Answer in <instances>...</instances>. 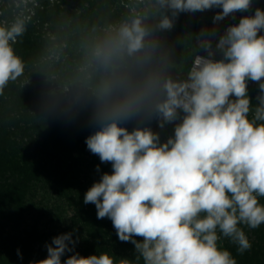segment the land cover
Instances as JSON below:
<instances>
[{"label": "clouds", "instance_id": "clouds-1", "mask_svg": "<svg viewBox=\"0 0 264 264\" xmlns=\"http://www.w3.org/2000/svg\"><path fill=\"white\" fill-rule=\"evenodd\" d=\"M252 2L122 0L125 11L117 19L91 25L78 43L74 72L64 84L55 83L52 96L94 98L98 130L85 143L101 163H111L112 172L93 183L84 203L95 205L98 219L112 221L118 239L135 246L136 259L74 253L62 262L77 243L63 233L45 245V259L29 264H237L222 240L240 254L251 249L242 226L264 225V35H258L264 10L228 26L215 49L214 30L202 29L195 45L185 37L179 64L158 33L171 30L183 12L222 8L213 17L217 25ZM28 20L0 24V95L25 74L15 46ZM216 51L222 59H213ZM61 52L51 58L59 61ZM46 78L57 80L55 74ZM249 81L259 86L256 104ZM144 116H155L160 128L180 122L164 143L150 127L129 132L119 126Z\"/></svg>", "mask_w": 264, "mask_h": 264}, {"label": "trees", "instance_id": "trees-1", "mask_svg": "<svg viewBox=\"0 0 264 264\" xmlns=\"http://www.w3.org/2000/svg\"><path fill=\"white\" fill-rule=\"evenodd\" d=\"M108 1L115 5L120 0ZM106 2L107 0L101 2L68 0L65 7L61 8L60 4H56L53 9L50 8L52 5L49 2H40L44 8L38 9L35 18L50 23L49 29L56 35L54 40L46 32L37 28L34 17L27 22V31L22 38V43L15 46L17 53L26 61L25 74L16 82L10 83L3 95H0V128L2 130L0 133V185L6 187L4 190L6 193H1L5 204L8 201L14 204L16 209L23 211L25 191L35 179H40L44 185L48 184L55 188L58 193H61L64 187H68L67 189L73 193L74 187L78 186L83 191L82 198L93 183L99 181L103 173L112 172L111 163H101L99 157L92 154L85 143L86 138L98 130V125L92 122L95 101L87 102L85 108L83 98H80L78 103L80 111L72 113L63 110L67 104H64L62 95L52 96L53 90L59 87L55 83L62 85L63 79L70 78L74 72V65L67 70L66 65L62 63L63 56L59 61L42 59V55L45 54L43 51L49 46L56 47L55 43L58 42L59 47H62L63 39H67L70 43L69 37L80 41L88 33L91 25H102L106 21L116 19L125 11L124 8L121 11L120 6L114 9ZM261 8L264 10V5ZM221 11L222 8L214 14L213 12L204 13L205 15H197V12H183L178 15L171 30H164L166 35L163 43L172 50L171 58H175L177 64L183 59L182 39L191 35L192 43L195 45V37L202 29L214 30H210L213 17ZM17 12L18 6L15 0H0V24L14 22ZM167 14L170 15V12ZM210 14L212 17L208 19ZM222 26L225 28L227 23H223ZM214 31L216 35L212 38V44H216L224 33V30L219 28ZM258 35H264V30ZM203 55L206 56L207 53ZM74 57L79 58V54ZM73 62L70 58L67 63L70 66ZM190 65L191 61L188 62V66ZM50 74L57 76L54 83L46 78ZM258 94V83L249 81L248 95L253 104L258 103L256 100ZM40 117L45 119L41 120ZM128 122L129 132L137 127L152 126V130L161 129L162 134L165 135L166 133L174 134L175 126L180 121L166 123L164 128L159 127L155 116L136 117ZM13 127H15L14 130ZM26 136H28L27 139ZM8 170L12 172L11 175L5 174ZM81 203L82 206L85 204L83 201ZM88 208L85 211L90 216L87 215L86 222H82L80 227L87 231L85 234L87 247L82 256L87 257L99 252L116 255L118 252L129 257L130 255H126L121 250L123 249L121 246H124L126 242L111 239L113 235L106 234L101 229L109 219L105 221L98 219L94 204L89 203ZM10 230L6 229V224L0 220V264H15L12 257H18L21 254L32 258V261L45 259L47 249L38 248L36 243L40 238L45 235L53 238L63 233H72L73 239L77 240L79 239L77 233L80 231L74 218L67 227L58 230L50 228L46 231L47 233L39 231L36 226L27 227L22 235L13 234ZM69 254L70 252H66L61 257L62 262L69 257ZM24 264L28 263L24 262Z\"/></svg>", "mask_w": 264, "mask_h": 264}, {"label": "rangeland", "instance_id": "rangeland-1", "mask_svg": "<svg viewBox=\"0 0 264 264\" xmlns=\"http://www.w3.org/2000/svg\"><path fill=\"white\" fill-rule=\"evenodd\" d=\"M95 2H101L102 0H93ZM106 1V0H105ZM49 2L50 5H52L50 8H54L56 4H60V7H65L68 0H35V3H33V0H27V4H25L24 0H15V4L18 6V12L15 16V20L17 18H23V17H30L32 19L35 18L38 14V9H43L44 6L41 5V3ZM116 2V0H115ZM118 4H112L111 1L106 2V4L110 7L120 6L121 11L123 10V7L121 6L122 0L118 1ZM38 5V6H36ZM264 5V0H253L252 6L248 11L243 12H237L227 18H225L223 21H220L217 25L210 26V30H215L219 28V30H225L230 25H236L239 23V20L244 16L254 15L256 8H260L262 10V6ZM218 7H214L210 10H205L204 12L197 11V15H201L204 13H212L213 11H217ZM215 11V12H216ZM213 12V14L215 13ZM121 13V12H120ZM119 13V14H120ZM205 15V14H204ZM212 14L208 17V19H211ZM118 17H116L117 19ZM5 22L4 20H2ZM29 21V20H28ZM13 22V21H12ZM227 23V26L224 28L222 26L223 23ZM34 23L37 25L38 29H41L42 32H46L47 35H49L53 40L56 39L55 33L50 31L49 27L51 26L50 23L42 22L40 19L35 18ZM218 26V27H217ZM165 32L161 31L158 33L159 38L161 41H164ZM74 36V33L71 35ZM67 38V37H66ZM70 43L67 42V39H63L62 44V52L60 55V59L62 57V63L66 65V69L71 67V65H74V70L76 67V63L79 58H76L74 56L78 55V43L76 39L70 38ZM56 47L49 46L47 49H45L43 52L46 54L42 55V59L44 60H54L51 57L56 54L57 51L61 50V47H59V43H55ZM213 48L215 49V44H213ZM206 54L204 51L199 50L198 54ZM73 60V64L67 63L69 60ZM216 60L222 59V54L219 51H216V55L213 57ZM173 61L177 63L175 58H172ZM56 61V60H55ZM72 68V67H71ZM177 70L172 69V74L175 76ZM69 73V72H68ZM69 78L63 79L64 84ZM63 98L64 104H67V107L63 110H68L72 113H78L80 111L78 107V103L80 99H73V93H67L61 96ZM94 102V98H83L82 102L85 104V108L87 106V102ZM64 106V105H63ZM71 113V114H72ZM131 120V119H130ZM122 122L119 126L125 127L128 129V121ZM152 120V119H150ZM15 127H13L14 130ZM152 128V126H150ZM17 130V128L15 129ZM154 132L158 133L160 136L161 143H164L167 141V139L171 136H174V134L166 133L165 135L162 134L161 129L158 131L154 130ZM2 132L0 128V133ZM26 139L28 136L25 137ZM11 171L8 170L5 172L6 175H11ZM33 182V181H32ZM5 186L0 185V220L2 223L6 224V229H11L10 231L13 234H24L25 229L32 228L34 226L37 227L39 231H47L50 228L53 229H63L67 227V225H70L74 221L77 222V225L79 227V230L77 235L79 236V239H77V243L74 247V252H70L69 256L74 253H79L81 256L83 255L85 251L86 246V240H85V234H87L86 230H82L80 227L82 226V222H86V218L90 215L85 211L88 208L89 204H84V208L82 206V201L84 203V197L81 195L83 194V191L78 187H74L75 191L73 193L70 192L68 187H64L61 190V193H58V191L51 187L50 185H44L43 181H40L35 179L34 182L29 186V188L25 191V208L23 211L20 209H16L14 204H11L7 201V204H5V200L2 199L1 193L4 192ZM85 191V190H84ZM10 196V195H9ZM260 202L264 204V198H260ZM88 215V216H87ZM104 221L108 220L109 218L105 217L103 218ZM102 219V220H103ZM34 225V226H33ZM98 224H96L97 226ZM244 227V231L246 232V235L248 236L252 247L249 251L244 252L243 254L238 253L236 245L232 244L229 240L223 239L222 240V246L226 249H228L233 257L236 259L237 264L240 262L241 264L245 262V264H264V225H261L260 227L256 229H248L246 226ZM106 234L113 235V237H110L111 239H116L117 242H120L118 239L117 233L115 228L113 227L112 221L109 219L107 222L104 223V225L101 228ZM100 229V230H101ZM47 233V232H46ZM20 236V235H19ZM138 241L142 238L135 237ZM52 238L48 235L43 236L38 240L37 247H45L46 244L51 243ZM123 249V252L126 253V255H130L129 257H126L124 255L118 254L116 252V255H113L117 260L119 259H128L130 261H135L136 259V252H135V246L131 242H126L124 246H121ZM115 251V250H114ZM126 251V252H125ZM47 252V251H46ZM100 254V252H99ZM95 253L94 255H99ZM89 256V255H88ZM85 257V256H84ZM13 262L15 264H24V262H27L29 264L30 261H32V258L26 256L25 254H21L18 257L14 256L12 257ZM142 264V262H140Z\"/></svg>", "mask_w": 264, "mask_h": 264}]
</instances>
